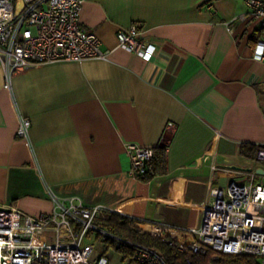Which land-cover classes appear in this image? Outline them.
<instances>
[{
    "label": "crops",
    "instance_id": "0c3cea01",
    "mask_svg": "<svg viewBox=\"0 0 264 264\" xmlns=\"http://www.w3.org/2000/svg\"><path fill=\"white\" fill-rule=\"evenodd\" d=\"M247 12L245 0H83L80 23L105 58L33 65L11 89L0 66V206L38 215L53 197L79 199L197 227L210 188L246 178L231 167L249 160L240 144L264 145V60L254 54L264 40ZM131 24L156 44L150 60L118 46ZM20 116L28 139L16 135ZM128 143L166 146L167 172L130 175Z\"/></svg>",
    "mask_w": 264,
    "mask_h": 264
},
{
    "label": "built area",
    "instance_id": "2783aa9c",
    "mask_svg": "<svg viewBox=\"0 0 264 264\" xmlns=\"http://www.w3.org/2000/svg\"><path fill=\"white\" fill-rule=\"evenodd\" d=\"M245 1L248 12L243 18L258 20L264 28V0ZM82 4L83 0H0L3 88L11 89L12 77L33 65L106 57L108 51L101 49L98 37L80 23ZM116 38L118 46L146 60L157 51L154 42L138 36L136 24L119 29ZM254 54L264 60V41L255 45ZM29 128L30 120L20 116L16 135L28 139ZM124 150L131 162L129 174L141 180L153 148L128 143ZM257 161L264 163V149L258 150ZM246 174L244 180L232 178L225 186L210 188L197 227L132 218L130 228L185 254L187 264L190 255L210 250L214 253L208 264H220L221 254L255 255L264 264V183L255 182L264 175L255 169ZM53 200L52 210L38 215L0 206V264H109L104 254L107 246L130 249L131 260L137 264H171L157 250L97 222L110 211L105 206H86L79 199ZM97 243L103 250H96Z\"/></svg>",
    "mask_w": 264,
    "mask_h": 264
},
{
    "label": "trees",
    "instance_id": "16d2710c",
    "mask_svg": "<svg viewBox=\"0 0 264 264\" xmlns=\"http://www.w3.org/2000/svg\"><path fill=\"white\" fill-rule=\"evenodd\" d=\"M260 34L262 40H264V28L261 29ZM259 149H264V145L242 143L239 146V154L251 161H257V152ZM166 172V146L159 145L153 148V156L148 162L147 170L141 177V180L147 182L157 176L164 175ZM131 220L132 218L113 211H106L96 219L97 222H100L106 227H111L116 233L123 235L127 239L157 250L171 264H187L185 254L179 253L176 249L155 236L147 233L140 234L136 230H131ZM115 250L122 254L124 258L131 254V250L128 248L116 247ZM213 253L214 251L210 250L204 255H190V264H208L212 260L211 256ZM218 262L220 264H259V259L255 255L250 254H221Z\"/></svg>",
    "mask_w": 264,
    "mask_h": 264
},
{
    "label": "rangeland",
    "instance_id": "374dc122",
    "mask_svg": "<svg viewBox=\"0 0 264 264\" xmlns=\"http://www.w3.org/2000/svg\"><path fill=\"white\" fill-rule=\"evenodd\" d=\"M237 163L239 165H241L242 167H251L253 169H255V167L257 166H262L264 167V163H260L258 162L257 164H255V162L251 161V160H247V161H237ZM250 179V177L248 176V178L246 180ZM222 184H224L226 181L221 180ZM255 182H260V183H264V176H260L257 177ZM103 245L100 243L96 244V250L99 251V249H102ZM107 250L105 251V255L109 260V264H137L134 261L131 260V256L128 255L126 258L123 257L122 254L118 253L113 247L111 246H107L106 247Z\"/></svg>",
    "mask_w": 264,
    "mask_h": 264
},
{
    "label": "water",
    "instance_id": "95a60500",
    "mask_svg": "<svg viewBox=\"0 0 264 264\" xmlns=\"http://www.w3.org/2000/svg\"><path fill=\"white\" fill-rule=\"evenodd\" d=\"M233 169L236 170H241L243 172H251L253 168L251 167H242V166H237V165H233L231 166ZM256 173L260 174V175H264V168L262 167H256L255 168Z\"/></svg>",
    "mask_w": 264,
    "mask_h": 264
}]
</instances>
